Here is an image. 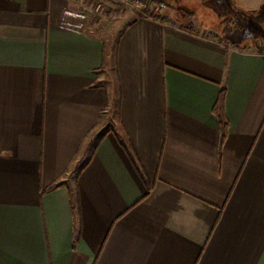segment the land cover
Wrapping results in <instances>:
<instances>
[{
    "label": "crops",
    "instance_id": "obj_1",
    "mask_svg": "<svg viewBox=\"0 0 264 264\" xmlns=\"http://www.w3.org/2000/svg\"><path fill=\"white\" fill-rule=\"evenodd\" d=\"M77 4L0 0V264H264L261 50Z\"/></svg>",
    "mask_w": 264,
    "mask_h": 264
},
{
    "label": "rangeland",
    "instance_id": "obj_2",
    "mask_svg": "<svg viewBox=\"0 0 264 264\" xmlns=\"http://www.w3.org/2000/svg\"><path fill=\"white\" fill-rule=\"evenodd\" d=\"M98 2L101 7L95 12ZM158 2L165 7L155 13L165 14L171 20L201 30L199 32L210 37L216 36L220 41L221 31L228 28L232 31L230 39L239 46L252 48L264 39V0H133L127 4L118 0H83L77 4V9L84 11L87 21L92 22L100 34L107 35L116 33L140 16H146L145 9H153ZM249 31L253 38L245 39V33ZM115 43L116 38L112 37L105 48L112 52Z\"/></svg>",
    "mask_w": 264,
    "mask_h": 264
},
{
    "label": "trees",
    "instance_id": "obj_3",
    "mask_svg": "<svg viewBox=\"0 0 264 264\" xmlns=\"http://www.w3.org/2000/svg\"><path fill=\"white\" fill-rule=\"evenodd\" d=\"M154 8L153 9H145V13L146 16L148 17H151V18H158L160 20H168L169 17H167L165 14L164 15H161L159 13H155L156 11H161L165 5L162 4V2H158L157 3V6L153 5ZM167 7V5H166ZM183 28L185 29H188L190 30L191 27L187 26V25H182ZM230 32H232L229 28L226 30V29H223L221 31V42L225 45H230V46H237L235 44L234 41H232L230 39ZM258 48L259 50L261 49H264V39L259 42L258 44ZM223 99H224V91L221 90L220 93H219V97H218V100L213 108V112L214 114L216 115L217 119H218V122H219V143L222 144L224 138H225V134H226V129H227V124H226V121H225V118H224V115H223V111H222V102H223Z\"/></svg>",
    "mask_w": 264,
    "mask_h": 264
},
{
    "label": "built area",
    "instance_id": "obj_4",
    "mask_svg": "<svg viewBox=\"0 0 264 264\" xmlns=\"http://www.w3.org/2000/svg\"><path fill=\"white\" fill-rule=\"evenodd\" d=\"M68 1H70L72 3H81L83 0H68ZM118 1H120V2H122L124 4H127V3L132 2L133 0H118ZM100 7H101V3L100 2L96 3L95 4V9H94L95 12L98 11L100 9ZM84 10H87L86 7L84 8ZM81 12L84 13L83 10ZM84 15H85V13H84ZM260 54H263L264 55V49H261Z\"/></svg>",
    "mask_w": 264,
    "mask_h": 264
},
{
    "label": "clouds",
    "instance_id": "obj_5",
    "mask_svg": "<svg viewBox=\"0 0 264 264\" xmlns=\"http://www.w3.org/2000/svg\"><path fill=\"white\" fill-rule=\"evenodd\" d=\"M253 38V34L249 31L245 33V39H251Z\"/></svg>",
    "mask_w": 264,
    "mask_h": 264
}]
</instances>
